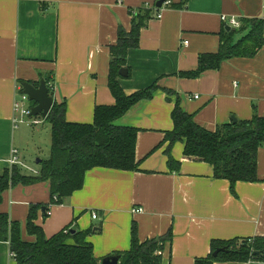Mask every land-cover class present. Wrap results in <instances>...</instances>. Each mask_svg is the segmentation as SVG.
I'll return each mask as SVG.
<instances>
[{
	"label": "crops",
	"instance_id": "obj_1",
	"mask_svg": "<svg viewBox=\"0 0 264 264\" xmlns=\"http://www.w3.org/2000/svg\"><path fill=\"white\" fill-rule=\"evenodd\" d=\"M157 1L0 0V170L10 167L13 149L24 165L39 170L30 159L51 148V140H44L38 128L44 123L41 117L39 124L13 123L15 102L25 101L20 82L49 77L54 99L66 101L67 120L92 123L97 105L115 103L108 76L110 46L117 41L119 26L130 30V11L156 6ZM181 1L156 6L162 16L153 10L155 17L142 29L139 47L128 53L130 74L119 78L127 94L155 82L159 86L151 99L114 122L140 129L139 170L95 167L87 171L82 189L51 207V215L39 212L37 223L47 237L67 227L91 228L88 240L100 261L130 249L134 222L141 242L172 232L160 251L162 264H195L211 254L214 241L264 236V146L258 153L259 180L233 187L214 176L211 164L186 158L182 141L171 148L181 162L179 170L171 169L165 141L174 128L178 96L182 108L209 130L231 123L233 117L264 116V45L254 57L228 59L198 78L180 76L198 67L201 54L219 49L222 33L229 31L222 15L240 22L264 17V0H186L182 8L172 7ZM49 202L48 183L17 185L5 191L0 209L22 224L25 239L34 240L25 227L29 206ZM92 211L98 213L96 219ZM0 264H16L7 242H0Z\"/></svg>",
	"mask_w": 264,
	"mask_h": 264
},
{
	"label": "trees",
	"instance_id": "obj_2",
	"mask_svg": "<svg viewBox=\"0 0 264 264\" xmlns=\"http://www.w3.org/2000/svg\"><path fill=\"white\" fill-rule=\"evenodd\" d=\"M183 0L172 4L182 8ZM156 4V3H155ZM158 10L157 8H155ZM154 9L140 7L131 10L130 30L119 26L117 41L110 46V68L108 86L115 98L113 105H97L92 123L70 122L66 118V101H54L47 115L41 117L51 125L50 155L41 159L39 174L15 165L0 170V205L3 194L17 185L48 183L50 202L31 204L26 219V232L34 240L23 237L22 224L13 220L7 212L0 209V242H7L14 253L16 264H101L94 254L93 244L88 240L92 229L75 230L67 227L51 237H47L43 227L37 223L39 212L48 217L47 210L52 205L61 204L75 191L83 188L87 171L95 167L118 170H139L136 158V145L139 130L131 126H117L114 122L126 114L129 109L143 100L153 97L159 89L157 82L147 88L127 94L120 84V69L128 66V53L138 48L142 29L154 18ZM239 31L242 36L234 40ZM264 45V17L243 18L241 26L231 27L221 35L219 49L216 52L203 53L199 57L198 67L180 73L184 78H198L207 70L219 69L223 62L235 57H254ZM130 74V71H129ZM51 92L50 78H43ZM41 81V80H40ZM40 81L22 80L38 86ZM168 94L174 93L165 89ZM35 103L32 102V106ZM174 128L166 133L168 165L179 170L181 162L175 160L171 148L177 141L184 142V156L207 162L213 166L216 178L227 179L231 185L239 182H256L258 177V153L264 146V116L257 112L249 120H237L209 130L195 121L193 114L181 106L178 96L172 111ZM172 232L161 238L141 242L138 238L137 224L132 226L131 247L117 252L119 264H162L164 244L171 241ZM226 247L227 252L213 256L216 249ZM161 251V252H160ZM260 252V253H255ZM264 262V236L254 238H235L227 241H214L212 252L207 257L197 258L195 264H215L217 262ZM169 264H174L170 262Z\"/></svg>",
	"mask_w": 264,
	"mask_h": 264
},
{
	"label": "water",
	"instance_id": "obj_3",
	"mask_svg": "<svg viewBox=\"0 0 264 264\" xmlns=\"http://www.w3.org/2000/svg\"><path fill=\"white\" fill-rule=\"evenodd\" d=\"M166 0H158L156 2L157 7H162ZM227 30H230V27L227 26ZM129 70L127 68H121L119 73L120 76L126 77L128 76ZM23 93L27 96V99L30 102H34L35 104L31 106V116L37 117H47L49 114L53 104H54V96L50 93V90L47 86V83L44 79L40 81V84L36 86L33 83L30 82H24L23 83ZM234 122H237V119L235 117L232 118ZM41 162V159L38 160V163ZM97 229V228H95ZM228 249L226 247L218 248L214 251L213 256H217L221 252H227ZM260 253V252H255ZM120 256L119 255H110L101 261V264H119L120 262Z\"/></svg>",
	"mask_w": 264,
	"mask_h": 264
},
{
	"label": "built area",
	"instance_id": "obj_4",
	"mask_svg": "<svg viewBox=\"0 0 264 264\" xmlns=\"http://www.w3.org/2000/svg\"><path fill=\"white\" fill-rule=\"evenodd\" d=\"M146 7L153 8V9L157 8L156 6H146ZM161 16H162V13L160 9H158V12L156 13V17L160 18ZM221 17H222L223 22H225L226 25L228 26H231L233 28H239L241 26V22L236 17H232V16L229 17L226 15H222ZM185 43H188V41H185ZM30 114H31V106L29 105L27 106L23 101L17 100L14 104V116H13V123L15 127H18L22 123L39 124L41 122L40 120H38L37 117H33ZM9 165L10 166L20 165L26 168L27 170H29L31 173L39 174V170L29 168L21 162L18 156V150L16 149L12 150V155H11V158L9 159ZM51 207L49 210H47L48 215H51ZM135 211H141V210L139 209ZM92 217L96 219L98 217V213L95 211H92ZM10 257L14 258V253L10 252Z\"/></svg>",
	"mask_w": 264,
	"mask_h": 264
},
{
	"label": "rangeland",
	"instance_id": "obj_5",
	"mask_svg": "<svg viewBox=\"0 0 264 264\" xmlns=\"http://www.w3.org/2000/svg\"><path fill=\"white\" fill-rule=\"evenodd\" d=\"M242 36V34L240 33V32H238L237 34H236V37H235V39L237 40V39H239L240 37ZM23 95H24V102H26L27 103V105H29V106H32V102H30L28 99H27V97H26V95L23 93ZM21 97V96H20ZM21 99V98H20ZM22 100V99H21ZM21 100H18V101H21ZM26 124L27 123H23V124H20V126H26ZM39 129H42V133H43V139L45 140H51V125H50V123H48L47 121H44V123L42 124V125H39V127H38ZM49 155H50V146H49V148H43V150H41V153H40V155L39 156H35V157H33V158H31L30 159V163L33 165V166H35V167H37V166H39V163H38V160H40V159H46V158H48L49 157Z\"/></svg>",
	"mask_w": 264,
	"mask_h": 264
}]
</instances>
